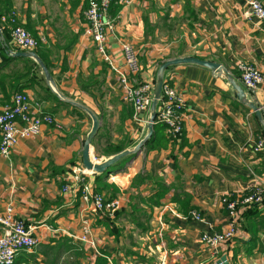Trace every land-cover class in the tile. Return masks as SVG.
<instances>
[{"label":"crops","instance_id":"crops-1","mask_svg":"<svg viewBox=\"0 0 264 264\" xmlns=\"http://www.w3.org/2000/svg\"><path fill=\"white\" fill-rule=\"evenodd\" d=\"M248 1L190 0L194 15L186 12L184 0H134L111 10L118 16L107 38L115 65L125 69L124 43L138 51L140 80L153 81L170 58L196 56L222 63L246 92L240 99L227 76L210 68L171 66L165 78L187 103L184 135L172 140L157 127L155 143L147 142L108 173L90 175L99 192L120 200L114 214L95 212L84 203L73 180V168L83 165L92 117L54 92L34 58L14 55L25 50L14 46L9 26H0V113L15 92L24 91L33 109L51 113L62 125H44L40 134L20 140L9 158L0 154V214L12 206L39 238L38 246L21 251L14 264H97L99 259L107 264H214L224 255L229 264H264V201L238 208L231 242L209 247L201 241L205 232L226 229L225 195L239 196L264 184V151L254 150L262 128L249 103L264 111V82L250 93L240 81L241 64L252 63L264 73V23L248 16ZM11 2L18 22L46 39L39 47L43 58L38 55L57 90L101 116L92 144L97 162L114 155L108 148H134L149 132L150 114L137 119L124 101L118 74L87 33L88 1ZM138 175L145 178L142 183ZM159 193V204H151ZM86 226L93 242L81 239Z\"/></svg>","mask_w":264,"mask_h":264},{"label":"built area","instance_id":"built-area-1","mask_svg":"<svg viewBox=\"0 0 264 264\" xmlns=\"http://www.w3.org/2000/svg\"><path fill=\"white\" fill-rule=\"evenodd\" d=\"M85 19L87 33L96 44L97 50L103 59L109 63L120 79L123 89V99L132 105L135 118L141 114L149 113L154 95V80H140L139 74L142 65L136 47L130 43L122 46L125 69L115 65L108 50L107 38L115 31L118 16L111 13L114 5L124 8L134 0H87ZM248 16H255L264 23V3L261 0L248 1ZM0 26L11 29V39L15 47L25 51L36 50L46 39L36 37L18 22L15 11L3 14ZM1 30V28H0ZM1 52V51H0ZM240 81L250 91H254L264 82V73L252 63L240 65ZM187 108L186 100L179 89L165 78L162 89V98L157 111V118L166 123V132L170 139L179 140L184 135V114ZM36 109V110H35ZM33 109L29 95L24 91L14 93L13 100L6 105L0 113V154L10 157L12 149L22 139L36 136L41 133L44 125H53L60 128L61 123L48 112H43L38 106ZM254 150L264 151V137L259 135L256 139ZM97 162L98 158L93 157ZM95 174L84 165L73 168V180L79 185L81 200L93 208L95 212H110L114 214L120 208L118 198L108 199L96 189L95 183L89 177ZM64 190H69L68 186ZM264 201V184L254 185L242 195H225L223 205L230 217L225 230L221 232H205L201 241L209 247H217L221 243L231 242L237 232L238 208L250 206ZM193 215L201 219L200 212L194 211ZM89 228L84 227L81 239L89 241ZM93 242L92 240H90ZM39 244V238L34 234L32 226L27 224L22 217L15 215L14 208L9 206L5 214H0V264H14L17 255L23 250H32ZM214 264H218L215 262Z\"/></svg>","mask_w":264,"mask_h":264},{"label":"water","instance_id":"water-1","mask_svg":"<svg viewBox=\"0 0 264 264\" xmlns=\"http://www.w3.org/2000/svg\"><path fill=\"white\" fill-rule=\"evenodd\" d=\"M0 34H1V30H0ZM14 55H16V56H28V57L34 58L38 62V64L40 65L47 81L49 82V84H50L51 88L54 90V92H56L62 100L66 101L68 103H71L76 107H79L80 109L84 110L85 112H87L92 117L93 125H92V129L89 132V134L85 140V143H84L83 152H82V159H83V165L87 169L92 170L95 173H105V172L108 173V172H110V168L112 165H114L119 160H121L122 158H124L128 155L135 154V153L139 152L144 147V145L148 142V140L152 137V135L154 133V124H155V120L157 117V111H158L159 103H160V100L162 98V89H163V85L165 82V74L168 71V69L173 65L181 64V63H193V64H198V65L210 68L211 70H214L220 74H225L227 76L230 84H232L234 89L237 91L240 99H242V100L246 99V92H245L244 88L242 87V85H240L236 81L234 76L227 70V68L222 63L217 62V61H213V60H209V59L196 57V56L170 58V59L164 61L159 66L157 73H156V77L154 79V95H153V101H152V104L150 107V118H149V125H148L149 126V132H148V134L134 148L123 150V151L111 156L110 158L106 159L103 162H95L93 159L92 144H93V140H94L95 136L97 135L98 130L100 128L101 116L93 108L86 105L85 103H83L79 100H76L72 97L62 95L57 90L56 84L54 83V79H53V76L50 72V69L48 68L46 63L42 60V58L38 55L36 50L18 51V52H15ZM247 91L250 92V90H248V89H247ZM249 103H250V106L255 111L258 119L260 121H262L263 115H262L261 108L258 106V104H256L252 100ZM217 263L218 264H229V262L227 261L226 255L222 256L217 261Z\"/></svg>","mask_w":264,"mask_h":264},{"label":"trees","instance_id":"trees-1","mask_svg":"<svg viewBox=\"0 0 264 264\" xmlns=\"http://www.w3.org/2000/svg\"><path fill=\"white\" fill-rule=\"evenodd\" d=\"M185 1V4H186V12H190L192 15H194V13H195V10H194V8H192L191 6H190V4H191V2H190V0H184ZM114 10L115 11H117L118 10V8H119V6H115L114 5ZM112 8V9H113ZM11 11H13L12 10V2H11V0H0V18H1V16L3 15V14H6V13H9V12H11ZM42 46V45H41ZM36 52H38V54H40V56L43 58V55L41 54V52H40V49L39 48H37L36 49ZM36 63V62H35ZM37 65H39L38 63H36ZM49 67V66H48ZM251 93V92H250ZM160 104V103H159ZM262 115H263V120L262 121H260V124H261V128H262V131H261V136H263L264 137V111L262 110ZM155 130L156 131H154V133H153V135H152V137L148 140V143L149 144H153V143H155L156 141H157V139H158V135H157V127H158V129L160 128V129H164V130H166V128H167V125H166V123H164V122H161L157 117H156V120H155ZM168 137V136H167ZM108 153L109 154H117V153H119V152H121V151H123V148H121V147H113V148H108ZM136 179H138V183H142L144 180H145V178H143L142 176H140V175H138V176H136ZM161 193H159L156 197H153V198H151L150 199V201H151V204H159V199H160V197H161ZM188 216L189 217H191V215H190V212L188 213ZM51 264H53V263H51ZM97 264H107V260H105V259H99V261H98V263Z\"/></svg>","mask_w":264,"mask_h":264},{"label":"rangeland","instance_id":"rangeland-1","mask_svg":"<svg viewBox=\"0 0 264 264\" xmlns=\"http://www.w3.org/2000/svg\"><path fill=\"white\" fill-rule=\"evenodd\" d=\"M38 66V65H37ZM40 68V67H39Z\"/></svg>","mask_w":264,"mask_h":264}]
</instances>
